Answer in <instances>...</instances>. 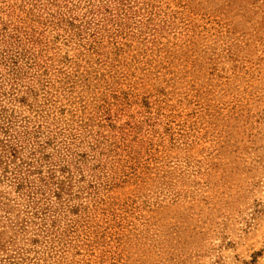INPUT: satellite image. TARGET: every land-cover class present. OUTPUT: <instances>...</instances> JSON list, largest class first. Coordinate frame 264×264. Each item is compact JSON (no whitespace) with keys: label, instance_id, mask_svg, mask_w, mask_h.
I'll return each mask as SVG.
<instances>
[{"label":"rangeland","instance_id":"1","mask_svg":"<svg viewBox=\"0 0 264 264\" xmlns=\"http://www.w3.org/2000/svg\"><path fill=\"white\" fill-rule=\"evenodd\" d=\"M9 139L5 264H264V0H0Z\"/></svg>","mask_w":264,"mask_h":264},{"label":"trees","instance_id":"2","mask_svg":"<svg viewBox=\"0 0 264 264\" xmlns=\"http://www.w3.org/2000/svg\"><path fill=\"white\" fill-rule=\"evenodd\" d=\"M14 147L11 144V140H6V141H0V167H3L4 170H7L8 167V163L6 162V160L4 159V157L6 156V154H10V156H13V152L16 154L17 150L13 149ZM31 171V170H29ZM32 173V172H31ZM14 182L17 183L18 187L23 186V180L19 179L17 177V175L15 174L14 177ZM0 264H5L4 262L0 261Z\"/></svg>","mask_w":264,"mask_h":264}]
</instances>
